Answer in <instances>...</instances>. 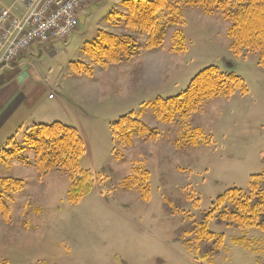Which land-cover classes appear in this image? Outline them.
Returning a JSON list of instances; mask_svg holds the SVG:
<instances>
[{"label": "rangeland", "instance_id": "obj_1", "mask_svg": "<svg viewBox=\"0 0 264 264\" xmlns=\"http://www.w3.org/2000/svg\"><path fill=\"white\" fill-rule=\"evenodd\" d=\"M122 4L87 0L77 13L76 31L66 41L34 44L19 63L0 71L11 81L34 69L41 107L54 114L48 123L78 130L86 149L81 167L95 178L91 193L71 205L66 177L52 172L39 179L19 159H1L0 177L23 179L26 186L9 204L10 219L0 215V264H264V231L203 221L220 195L234 187L247 189L253 175H264V66L259 53L234 54L227 38L229 23L221 14L208 16L188 7L179 28L184 47L173 40L178 28L169 27L162 48L153 51L140 33L136 58L100 66L90 60L86 46L99 30L131 34L114 25L121 22L116 13L125 12ZM20 5L12 6L17 11ZM209 66L241 77L247 93L236 90L195 113L183 130L200 131L198 145H192L180 140L179 120L168 125L157 121L153 105L180 95ZM131 112L159 137L136 139L118 161L110 125ZM39 116L30 114L38 122L45 119ZM25 130L9 138L22 143ZM8 135L0 133V149ZM19 157L34 160L31 151ZM144 171L149 172L148 182ZM132 174L137 180L131 181V189L125 179ZM148 183L146 200L139 186ZM201 229L216 237L200 239ZM219 235L220 251L209 257Z\"/></svg>", "mask_w": 264, "mask_h": 264}, {"label": "trees", "instance_id": "obj_2", "mask_svg": "<svg viewBox=\"0 0 264 264\" xmlns=\"http://www.w3.org/2000/svg\"><path fill=\"white\" fill-rule=\"evenodd\" d=\"M122 3L125 12L116 13L121 22L114 25H122L131 34L117 35L99 30L97 37L86 46L90 60L100 66L119 65L136 58L141 52L137 38L140 33L147 36L145 46L153 51L162 48L169 27L178 28L173 40L184 47L185 37L179 28L183 24V12L188 7L202 9L208 16L219 12L222 19L229 23L227 38L230 50L236 55L244 51H255L259 53V65L264 66V0H122ZM236 90L247 93L241 77L223 72L216 66H209L200 71L180 95L158 99L153 105L154 113L157 121L162 124L168 125L179 120L183 131L187 128L188 120L204 105L215 99L230 98ZM110 130L115 143L114 155L118 161L123 160V150L134 147L136 139L148 141L159 137L156 129L133 112L112 123ZM181 130L180 140L198 145L201 137L198 129L192 133ZM28 151L33 152L34 160L19 157ZM85 152L84 141L76 128L53 122L34 124L28 128L23 133L22 143L15 136L9 138L5 147L0 149V160L8 162L17 158L22 164L33 167L39 179L52 172L66 177L70 182L68 202L77 205L95 186L93 173L81 167ZM143 179L147 182L150 180L148 171H144ZM135 180V174L128 176L125 179L126 186L134 188L135 184L131 181L135 183ZM25 186L26 181L23 179L0 177V215L4 219H10L9 204ZM139 189L144 199L148 200L150 184L140 185ZM213 219L227 227L264 231V175H253L247 189L234 187L220 195L203 216L204 223ZM199 236L203 239L216 237V234L201 229ZM222 241L223 235H219L218 247L211 251L209 257L219 253ZM122 264L126 262L122 261Z\"/></svg>", "mask_w": 264, "mask_h": 264}, {"label": "built area", "instance_id": "obj_3", "mask_svg": "<svg viewBox=\"0 0 264 264\" xmlns=\"http://www.w3.org/2000/svg\"><path fill=\"white\" fill-rule=\"evenodd\" d=\"M87 0H16L18 15L0 3V71L15 62L34 44L66 41L77 29V13ZM52 97V96H51Z\"/></svg>", "mask_w": 264, "mask_h": 264}, {"label": "crops", "instance_id": "obj_4", "mask_svg": "<svg viewBox=\"0 0 264 264\" xmlns=\"http://www.w3.org/2000/svg\"><path fill=\"white\" fill-rule=\"evenodd\" d=\"M0 3L5 7H10L15 3V0L11 3L0 0ZM16 9V13L18 15L23 12V6L21 5ZM20 59L21 58H19L16 63H19ZM9 69H5V72L9 71ZM1 76L2 74L0 75V79L2 80L0 84V133L6 131L7 134H10L6 137L8 140L9 136H11L13 132L19 133L21 132L20 130L24 128L27 130L34 124H49L48 120H52V118H54V114L53 112L41 107V99L43 96H38L37 94L39 81L35 79L34 69H31L29 73H22L21 75H18L11 81H6ZM63 103L64 101L62 100L60 107L64 110L65 108ZM31 113H38L41 115L39 116L40 118L45 119L38 122L35 118H30ZM0 146L2 147V145Z\"/></svg>", "mask_w": 264, "mask_h": 264}]
</instances>
